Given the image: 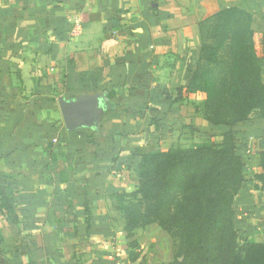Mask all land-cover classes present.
I'll use <instances>...</instances> for the list:
<instances>
[{
	"label": "crops",
	"instance_id": "0c3cea01",
	"mask_svg": "<svg viewBox=\"0 0 264 264\" xmlns=\"http://www.w3.org/2000/svg\"><path fill=\"white\" fill-rule=\"evenodd\" d=\"M227 8L251 16L264 78V0H0V179L22 190L26 228L14 235L0 217V264L172 261L156 224L127 238L115 197L136 188V149L161 150L171 132L216 138L177 90L197 61L199 23ZM94 94L106 104L94 132L67 131L57 100ZM232 131L244 166L238 242L264 243V190L254 188L264 119Z\"/></svg>",
	"mask_w": 264,
	"mask_h": 264
},
{
	"label": "trees",
	"instance_id": "16d2710c",
	"mask_svg": "<svg viewBox=\"0 0 264 264\" xmlns=\"http://www.w3.org/2000/svg\"><path fill=\"white\" fill-rule=\"evenodd\" d=\"M251 22L248 13L236 8L200 22L197 61L186 86L177 90L186 99L202 97L196 112L220 141L166 151L136 149V188L115 197L127 238L151 224L168 235L173 259L166 264H264V243H239L233 224L244 166L232 128L264 119L262 58ZM258 168L254 188L264 190V150L258 153ZM21 191L0 179V217L14 235L26 230L14 204Z\"/></svg>",
	"mask_w": 264,
	"mask_h": 264
},
{
	"label": "water",
	"instance_id": "95a60500",
	"mask_svg": "<svg viewBox=\"0 0 264 264\" xmlns=\"http://www.w3.org/2000/svg\"><path fill=\"white\" fill-rule=\"evenodd\" d=\"M62 122L67 131L94 129L106 110L104 94L81 95L57 100Z\"/></svg>",
	"mask_w": 264,
	"mask_h": 264
},
{
	"label": "rangeland",
	"instance_id": "374dc122",
	"mask_svg": "<svg viewBox=\"0 0 264 264\" xmlns=\"http://www.w3.org/2000/svg\"><path fill=\"white\" fill-rule=\"evenodd\" d=\"M190 100H191V102L194 104V105H196V107L199 105V102L202 100V97L199 95H196V96H191V98H190ZM182 131V130H181ZM171 137H169V139L167 140V143H166V145H165V143H163L162 144V147H160V149L162 150V151H166L168 148H170V146H172L173 147V145H177L178 144V142H179V144L177 145V146H175L176 148H178V147H182V148H188V147H190L191 145H201L202 143H200V144H196V143H193L192 141H190L189 139H185V138H183L182 140L181 139H178V141L176 142V141H174V138L176 137V135L175 134H173V132H171ZM218 136H216V138H217ZM216 138H214L213 139V141L212 140H208V142H207V144L209 143H213V144H217L219 141H220V139L218 138V139H216ZM171 141H174L172 144H171ZM254 140H252L251 142H253ZM177 143V144H176ZM168 144V145H167ZM170 149H172V148H170ZM150 150L151 151H158V149H156V148H154V147H150ZM169 150V149H168ZM147 151V150H146ZM131 180V179H130ZM135 192V191H134ZM9 236V238H8V240H5V242H7V247L9 248L12 244H16L17 243V241H16V239H15V237H13L11 234H9L8 235ZM26 240H28V239H25L24 241L26 242ZM172 242V241H171ZM27 243V242H26Z\"/></svg>",
	"mask_w": 264,
	"mask_h": 264
},
{
	"label": "built area",
	"instance_id": "2783aa9c",
	"mask_svg": "<svg viewBox=\"0 0 264 264\" xmlns=\"http://www.w3.org/2000/svg\"><path fill=\"white\" fill-rule=\"evenodd\" d=\"M250 140H252V139H250Z\"/></svg>",
	"mask_w": 264,
	"mask_h": 264
}]
</instances>
